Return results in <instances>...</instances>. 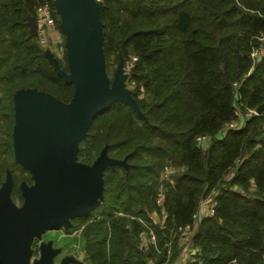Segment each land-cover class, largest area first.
Returning <instances> with one entry per match:
<instances>
[{
    "label": "trees",
    "instance_id": "obj_1",
    "mask_svg": "<svg viewBox=\"0 0 264 264\" xmlns=\"http://www.w3.org/2000/svg\"><path fill=\"white\" fill-rule=\"evenodd\" d=\"M42 1L0 0V126L8 135H0V155L12 154L7 143L18 90L43 91L63 105L74 96L73 84L27 37L28 15L35 17ZM96 1L106 64L130 62L141 114L116 100L79 142L81 162L91 164L104 146L126 161L104 169L99 216L73 227L81 228L85 260L174 264L184 247L178 228L215 193L214 214L192 235L188 264H264V108L246 115L264 102V52L251 55L264 38V0ZM59 66L68 69L66 58ZM234 121L240 124L222 130ZM202 135L209 140L200 143ZM4 156L0 178L17 165ZM167 167L181 174L164 179ZM149 230L155 245L143 250Z\"/></svg>",
    "mask_w": 264,
    "mask_h": 264
},
{
    "label": "water",
    "instance_id": "obj_2",
    "mask_svg": "<svg viewBox=\"0 0 264 264\" xmlns=\"http://www.w3.org/2000/svg\"><path fill=\"white\" fill-rule=\"evenodd\" d=\"M59 27L65 35L67 70L51 59L56 73L72 83V101L63 105L39 90L20 89L14 94L15 159L26 168L33 186H23L24 202L11 199L12 180L7 172L0 187V264H28L29 244L45 229L69 228L71 218L81 216L103 200V172L108 165H125L110 157L104 146L91 164L77 161L78 145L93 118L114 101L139 109L132 91L123 88L124 62L106 75L102 30L96 0H55ZM28 38L36 35L34 16L28 15ZM41 50L44 47L36 42ZM264 102L256 108L259 113ZM175 170L172 175H180ZM56 251L46 244L32 264H51ZM64 258L60 264H66Z\"/></svg>",
    "mask_w": 264,
    "mask_h": 264
},
{
    "label": "built area",
    "instance_id": "obj_3",
    "mask_svg": "<svg viewBox=\"0 0 264 264\" xmlns=\"http://www.w3.org/2000/svg\"><path fill=\"white\" fill-rule=\"evenodd\" d=\"M54 2H55V0H43L35 9V17H34L35 22H36L35 39H36V42L43 45L44 47H46L47 44H49L50 42H53V35H54L53 31L54 30L57 31V29L59 27V23H58V26L56 23V18H57L58 13H57V9L55 8ZM58 17H59V15H58ZM261 40L264 41V38H261ZM260 53L261 52L259 51V48H255L252 51L251 55H252V57H257L260 55ZM133 59H135V57H133ZM251 113H253V112H251ZM254 113L258 114L257 112H254ZM246 115L248 116L249 113L247 112ZM236 126H237L236 123L230 122V123L226 124L224 129H222V130L225 131L228 128L236 127ZM197 140L200 143H203V142H206L207 140H209V137L206 135H202V136H198ZM173 171H175V170H173L172 168H168V167L165 168V170L162 174V177L164 176L165 177V178L163 177L164 179H169L170 176H173L172 175ZM233 174H234V169H231L228 177H231ZM232 189H236L239 192L243 193V190L240 187L233 186ZM157 201L159 202V199ZM216 204H217V199H216L215 193H213V194L207 196L205 199H203L200 202L197 210L192 214V222L178 228V236L179 237L186 236V235L190 234L191 231L193 232L194 229L198 226V224L205 217H208V216H211L214 214ZM165 217H166V214L164 212H162L161 218L164 219ZM145 232L148 233L147 239L145 242L141 241V243L139 245L140 248L143 250H146L149 244L155 245L154 233L151 230L145 231ZM193 253H194V250L192 251V254ZM193 260H194V258H191L190 261H193Z\"/></svg>",
    "mask_w": 264,
    "mask_h": 264
},
{
    "label": "rangeland",
    "instance_id": "obj_4",
    "mask_svg": "<svg viewBox=\"0 0 264 264\" xmlns=\"http://www.w3.org/2000/svg\"><path fill=\"white\" fill-rule=\"evenodd\" d=\"M262 42V45L261 47L259 48V51L260 52H264V41L263 40H260ZM65 35L63 34V32L60 30V33L58 35V37H53V42H50L49 44H47L46 47H44V50L48 52V55L51 57V59H57L58 61L60 60H64L66 58V52H65ZM104 57V55H103ZM120 60H123L122 58ZM119 60V61H120ZM135 59H133V57H131V62H133ZM119 61L116 63L115 61L113 62H110L109 64H106V60H105V57H104V67H105V72H106V75H109V74H113L115 69L117 68V65L119 63ZM130 62H127L124 64V68H123V72L125 74V77L122 81L123 83V88L125 89H129L130 91H132L134 85L132 82L129 81V67H130ZM251 112H256V109H250L248 111V113L250 114ZM239 113V111H238ZM15 119V115L13 117ZM0 123H1V120H0ZM234 123L236 124H240V122H235ZM14 124V123H13ZM13 128V126H12ZM4 129L2 126H0V135L3 133ZM13 131V130H12ZM3 139H8V135L6 133H3ZM12 146L14 144L13 142V138H12ZM13 148V147H12ZM9 154V157L12 156L11 152L9 151L2 154L3 156L4 155H8ZM77 161H79L78 159H76ZM9 162H10V159H9ZM15 168H13L14 170ZM7 171H10L7 169ZM230 172V171H229ZM18 172L16 171V174ZM229 174V173H228ZM164 177V176H163ZM165 178V177H164ZM1 179H4V178H0ZM21 185H28V186H32V184H30L29 182H26V181H23L21 183ZM0 186H1V182H0ZM251 188H253V185L250 186ZM12 197H13V202L17 205H20V199L18 198H15L14 195L12 194ZM99 211V208L98 207H95L93 208L92 210L88 211L87 213L81 215V216H77V217H74V218H71V220L73 221L72 223L74 225L77 224L78 221H82L84 218L86 217H90V218H93V215L94 217L96 216L97 212ZM99 216V214L97 215ZM96 216V217H97ZM62 228V229H61ZM60 229H57V230H49V231H46L43 236H39V237H35L33 238L34 240H38V239H47V240H53L55 237H58L60 234H62L63 232L66 233V232H73V237L72 239H70V247H69V253H74L76 254V257H77V260L79 261L78 264H89L87 260H85L84 258V251H82V242H81V239H80V235H79V230H76V231H71V228H65V227H61ZM64 241H68L67 239H64ZM37 242V241H36ZM66 247H68V245L66 244ZM81 257V261L80 259L78 258ZM36 260V257L35 256H29L28 257V264H32L34 261ZM52 264H56V261L52 262Z\"/></svg>",
    "mask_w": 264,
    "mask_h": 264
},
{
    "label": "flooded vegetation",
    "instance_id": "obj_5",
    "mask_svg": "<svg viewBox=\"0 0 264 264\" xmlns=\"http://www.w3.org/2000/svg\"><path fill=\"white\" fill-rule=\"evenodd\" d=\"M13 101H14L13 102V112H14L13 113V117H14V115H15V105H16V102H15V99H14V95H13ZM13 123L14 124L12 125L13 126L12 130L14 131L15 119H14V122ZM12 130H11V141H12V138H13V142H14V134H13V131ZM9 146L10 147H13L12 148V156H11V159L15 163H17V165L14 167L15 168L14 170L11 169L10 167L6 166L4 176L2 177L4 179H1L0 182H1V185H2V183L5 181L7 172H10L11 180H12V186H11V190H10V196H11L12 201L14 200L13 197H12V194L14 195L15 198H17V199L19 198L20 199V205H17V204L16 205L17 206H21L23 204V202H24V194H23L22 187L23 186L30 187L28 185H23L22 186L21 183L23 181H26V182H29L30 184H32V186H33L34 180L32 179L30 172L26 168H24L15 159V154H14L15 142H14L13 146H12V143H7V147H9ZM0 157L1 158H4L5 156L0 155ZM7 169L10 170V171H7ZM16 171L18 172L17 174H16ZM70 221H71V226L69 228H71V231L79 230V233H80L81 232V228L74 229L73 227L75 225L72 223L73 221L71 219H70ZM61 227H64V226H60L57 229H60ZM57 229H45L40 235H38V236L34 235L32 237V240L30 241V244H29V251H30V255L29 256H32L33 255V256L36 257V260L39 259L41 257V254H42V247L44 245H46V244H49L50 245V249L53 250V251H56V254H54L52 256V258H51V264L54 261H56V264H60V262L64 258H66V257L69 258V260L67 261L66 264H78L79 261L77 260L76 254H74L72 252L69 253V247L71 245H69L68 241H64V239L69 240L70 237L72 238V236H73L72 233L73 232H66V233L63 232L58 237H55L53 240H47V239L34 240L33 239V238L39 237L41 235L43 236V234L46 231H49V230H57ZM66 244L68 245V247H66Z\"/></svg>",
    "mask_w": 264,
    "mask_h": 264
},
{
    "label": "crops",
    "instance_id": "obj_6",
    "mask_svg": "<svg viewBox=\"0 0 264 264\" xmlns=\"http://www.w3.org/2000/svg\"><path fill=\"white\" fill-rule=\"evenodd\" d=\"M53 33H54L53 37H58V35L60 33L59 28L57 29V31L54 30ZM152 217L155 219V221L159 220V217L156 213H152ZM196 230H197V227L194 229L193 232L191 231L190 234H188L186 236L178 237V243L180 245H184V247L182 248V250L177 255V257L174 261V264H188L190 262L191 258H193L191 255H192V251L194 249H191V246L189 244H190L192 235L196 232ZM147 234H148L147 232L142 233V242L146 241ZM79 235H80V233H79ZM70 239H72V238L70 237ZM70 239L68 240L69 245H70ZM78 258L80 259L81 257L78 256ZM80 261H81V259H80Z\"/></svg>",
    "mask_w": 264,
    "mask_h": 264
}]
</instances>
